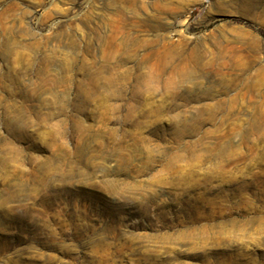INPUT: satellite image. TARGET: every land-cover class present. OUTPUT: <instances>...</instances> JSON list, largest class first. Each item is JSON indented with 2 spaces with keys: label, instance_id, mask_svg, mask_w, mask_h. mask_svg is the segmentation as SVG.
Instances as JSON below:
<instances>
[{
  "label": "rangeland",
  "instance_id": "374dc122",
  "mask_svg": "<svg viewBox=\"0 0 264 264\" xmlns=\"http://www.w3.org/2000/svg\"><path fill=\"white\" fill-rule=\"evenodd\" d=\"M0 264H264V0H0Z\"/></svg>",
  "mask_w": 264,
  "mask_h": 264
}]
</instances>
